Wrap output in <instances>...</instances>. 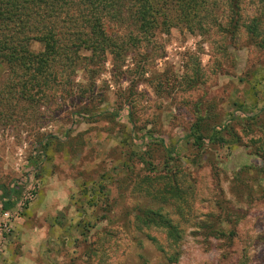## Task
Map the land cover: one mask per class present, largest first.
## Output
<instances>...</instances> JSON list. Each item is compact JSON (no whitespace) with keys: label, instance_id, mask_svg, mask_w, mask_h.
I'll list each match as a JSON object with an SVG mask.
<instances>
[{"label":"rangeland","instance_id":"obj_1","mask_svg":"<svg viewBox=\"0 0 264 264\" xmlns=\"http://www.w3.org/2000/svg\"><path fill=\"white\" fill-rule=\"evenodd\" d=\"M256 16L259 36L157 31L121 66L108 54L62 91L12 97L0 195L19 194L11 228L0 215V264H264V0H241V23ZM7 77L0 63V91ZM140 208L167 214L182 241L138 229Z\"/></svg>","mask_w":264,"mask_h":264},{"label":"trees","instance_id":"obj_2","mask_svg":"<svg viewBox=\"0 0 264 264\" xmlns=\"http://www.w3.org/2000/svg\"><path fill=\"white\" fill-rule=\"evenodd\" d=\"M259 21L241 23V0H0V63L8 71L0 115L5 108L15 111L12 100L62 91L69 71L82 64L96 65L110 54L114 65H123L130 47L141 42L138 36L149 41L157 31L170 34L177 27L199 34L243 27L255 37ZM121 29L129 32H110ZM192 135L204 143L197 125ZM18 194L17 185L2 192L4 210L17 204ZM135 222L138 229L162 230L171 245L183 239V230L161 211L140 208ZM178 256L171 254L170 261L177 263Z\"/></svg>","mask_w":264,"mask_h":264},{"label":"built area","instance_id":"obj_3","mask_svg":"<svg viewBox=\"0 0 264 264\" xmlns=\"http://www.w3.org/2000/svg\"><path fill=\"white\" fill-rule=\"evenodd\" d=\"M35 193L34 191L29 192L26 197L24 198L25 201L31 200L33 198H35ZM0 215L3 218V227L7 230L9 228H11V217L12 214L9 210H4L2 207V203L0 204ZM2 225V224H1Z\"/></svg>","mask_w":264,"mask_h":264}]
</instances>
